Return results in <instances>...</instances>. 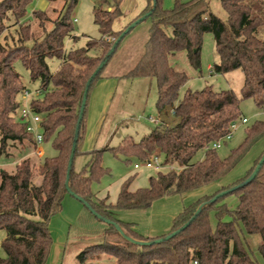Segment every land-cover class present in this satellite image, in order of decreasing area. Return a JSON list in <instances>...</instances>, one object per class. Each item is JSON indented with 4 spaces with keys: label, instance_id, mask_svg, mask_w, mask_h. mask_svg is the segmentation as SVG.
Returning <instances> with one entry per match:
<instances>
[{
    "label": "trees",
    "instance_id": "16d2710c",
    "mask_svg": "<svg viewBox=\"0 0 264 264\" xmlns=\"http://www.w3.org/2000/svg\"><path fill=\"white\" fill-rule=\"evenodd\" d=\"M31 1L0 0V156H10L7 153L10 142L36 146L26 125L16 117L25 90L15 68L16 61L28 71L30 81L40 84L43 96L31 99L30 106L42 117L43 141L51 140L57 154L32 163L25 158L11 171L0 168V231L5 234L0 240L4 252L0 264H46L52 243L49 220L61 211L68 194L64 184L66 167L84 85L121 33L112 29V22L121 15V0H115L111 10L103 7L109 0H96L92 12L99 37L88 38L83 46L65 49L66 38L74 42L79 38L72 35V12L78 0H65L62 12L54 19L43 10L28 12ZM155 2L153 12L147 17L151 24L144 54L120 78L156 80L155 106L160 122L137 141L125 138L119 145L88 151L86 163L79 171H74L72 166L69 177L71 190L97 214L118 223L132 238L143 241L164 235L145 236L135 223L117 219L115 212L146 210L165 196L218 183L254 144L264 139V120H257L246 128L242 142L227 156L220 157L212 147L228 131L230 123L240 118L241 100L252 98L258 108L264 107V0H219L224 19L209 9L208 0H175L170 9L162 8L163 0ZM150 4L151 0H147L140 15ZM34 20L37 29L31 28ZM11 26L17 27V39L12 44L4 35ZM205 33L212 34L217 57L210 70L217 74L236 69L243 72L240 97L231 89L216 91L207 85L200 90H187L178 99V90L188 76L170 63V57L185 51L189 64L198 70ZM53 58L59 62L55 71L49 67ZM106 65L90 84L73 161L82 154L89 93ZM168 111L172 123L162 118ZM106 151L123 157L125 162L133 157L144 161L162 154L161 164L169 165L170 169L157 171L149 176L146 186L134 191L129 190L132 181L129 176L122 182L116 202L106 203L91 188L93 182L109 173L102 163ZM199 151H203L202 157L193 160ZM262 154L242 177L184 206L172 219L168 233L188 221L200 204L244 181ZM36 174L41 178L39 183L33 180ZM230 194L237 198L234 208L223 202ZM211 212L216 218L214 227ZM225 217L229 219L224 220ZM103 227L105 236L117 240L104 238L83 248L76 255L77 264L85 263L93 247L113 256L116 264H194L195 261L197 264H258L244 247L242 230L260 236L258 251L264 260V162L250 183L205 206L183 231L167 240L137 245L124 239L113 225Z\"/></svg>",
    "mask_w": 264,
    "mask_h": 264
},
{
    "label": "rangeland",
    "instance_id": "374dc122",
    "mask_svg": "<svg viewBox=\"0 0 264 264\" xmlns=\"http://www.w3.org/2000/svg\"><path fill=\"white\" fill-rule=\"evenodd\" d=\"M175 0H163L162 8L170 9L173 7ZM65 0H32L28 6V12L33 10H43L49 17L54 19L61 12ZM96 0H78L77 5L73 9L72 19L73 32L79 37V41L83 43L88 38H98L100 33L97 26L93 22V5ZM115 0H109V4L103 5L104 8L111 10L115 4ZM139 0H121L120 8L122 10L121 19L125 20L132 16L136 9ZM209 9L217 16L225 18L219 0H208ZM142 11L136 15L129 23L136 19ZM29 19H31L29 15ZM37 21H31V28L37 29ZM129 23L122 26L116 33L122 31ZM150 19L146 18L133 27L121 40L115 53L110 58L108 64L104 68V73L111 74H124L130 70L142 57L145 50V43L149 37ZM117 25V24H116ZM17 27L11 26L6 32V40L12 44L17 39L15 32ZM72 32V33H73ZM1 41L4 43L3 37ZM70 41V42H69ZM73 40L66 38L64 40L65 47L68 49L72 45ZM217 60L214 50V42L211 33L203 35L202 47L200 50V68L194 69L188 62L186 52L180 51L170 57V63L177 69L183 70L187 76V81L178 90V99L183 96L187 90H200L209 85L214 90H227L231 89L240 97V89L243 83L244 74L240 69L232 70L226 73H215L210 70V66ZM58 65V60L53 58L49 60V67L52 70ZM15 68L21 75L22 82L25 89L28 90L29 95L24 94L20 96V103H28L33 98H41L43 91L40 89L39 82L30 81L28 71L22 66L20 61L15 62ZM124 83L118 89L114 101L117 107V128L112 136L111 144H118L125 136H130L133 140H139L142 136L147 134L152 128L153 124L149 122L148 116H156V80L153 78H123ZM122 91V94L121 92ZM119 94L120 97H117ZM113 105V106H114ZM239 109L241 112L240 118L235 122L238 124L233 131L231 138L226 140L217 153L220 157L228 155L230 150L239 145L244 139L246 128L251 126L257 120H264V107L258 108L252 98H246L240 101ZM167 115H162L167 123H172L173 118L170 111ZM166 116V117H165ZM246 117L247 122L241 123L240 119ZM103 147V146H101ZM264 151V139L258 141L247 154L238 162V164L231 170V172L220 182L214 183L209 186L202 187L201 189L193 190L184 194H173L165 196L164 200L154 202L151 208L146 210H133L128 211L127 218L135 222L137 229L145 236H148L150 227L157 228L158 226L163 229L166 222L171 223V218L178 213L182 206H186L198 197L208 195L220 188L227 185L236 179L242 177L246 170L251 167L253 160L257 159ZM7 153L10 156H0V168L11 171L15 164L19 161L29 158L31 163L42 161L46 157H52L57 154L56 149L52 145V141H43L39 146H30L29 144H18L10 142L7 148ZM203 151L197 152L193 160L202 157ZM35 156V157H34ZM156 156V155H152ZM158 159L162 161V154H158ZM151 157V156H150ZM87 156H76L73 161L74 171H79L87 161ZM123 157H116L111 152H104L102 156L103 166L109 169V173L100 178L98 182H93L92 189L94 191L103 190L106 188L110 193L113 192L120 178L127 175L132 176L131 185L143 187L148 184L149 176L154 175L157 171L167 172L170 169L169 165H162L161 169L149 168L141 166L140 169H134V163H140L141 160L133 157L130 162H125ZM40 176L37 174L33 178L35 183L40 182ZM66 199H71L75 205H81V210L76 208L74 204L65 202ZM228 206L234 208L237 203V198L234 194H230L224 198ZM176 207V210L174 208ZM225 217L224 220H228ZM210 221L212 227L216 225V218L214 213L210 214ZM103 221L96 218L90 211H88L82 203L67 194L62 202L61 211L49 220V231L52 238V243L47 256L46 264H77L76 255L83 248L93 246L94 243L102 239H111L116 241L117 238L109 235L105 236V232L101 229L105 225ZM156 234H168V231H161ZM157 231V230H156ZM164 232V233H163ZM4 231H0V240L4 236ZM243 244L250 255L258 262L264 264V260L258 251L260 236L258 234H247L242 230ZM0 255H4L3 250L0 248ZM84 264H116L113 256L108 253L101 252L92 248L89 250L88 256Z\"/></svg>",
    "mask_w": 264,
    "mask_h": 264
},
{
    "label": "crops",
    "instance_id": "0c3cea01",
    "mask_svg": "<svg viewBox=\"0 0 264 264\" xmlns=\"http://www.w3.org/2000/svg\"><path fill=\"white\" fill-rule=\"evenodd\" d=\"M146 5H147V0H139L138 4L136 5V9L132 13V16L128 17L125 20L121 19L122 10L120 8L121 15L118 16L117 18H115L114 21L112 22V29L114 31H117L122 26H125V24L129 23L136 15H138L141 11H143L145 9ZM72 35L77 36V34L74 32L72 33ZM86 40H84L83 43L80 42L79 39L76 42L72 41L73 43L71 46H69L68 49L83 46L85 44ZM65 49H67V48L65 47ZM58 65H59V62H58ZM58 65L55 68V70L58 68ZM55 70H52V71H55ZM142 78H146V77H142ZM122 80H124V79L120 78V74L103 73L101 78H99L94 83V86L92 87V90L90 91L89 97H88L85 134H84V138H83L81 148H80V150L82 151V154H79V156H87L88 157V155L86 154L88 151H91L93 149H99V148H101V146L104 147L105 145L116 146V145L121 144L125 138H131L130 136H125L122 140H120V142L118 144H116V145L111 144L112 136H113V134L117 128L116 124H118L116 122H117V119H119L117 117L118 115L116 114L117 113V107H116V105H114V101H119L118 98L115 99V96L117 94L118 89L121 88V86L124 84L122 82ZM121 83H122V85H121ZM120 92L122 94V91H120ZM121 94H119L117 97H120ZM149 116H152V115L150 114ZM149 116L147 118H148L149 122H151L149 119ZM153 117H158V119L160 120L158 113L156 114V116H153ZM152 124L154 125V123H152ZM131 139L133 140V138H131ZM133 168H134V164H133ZM126 178H127V175L120 178L119 184L116 185V187L114 188L112 193H110L106 189L107 187L103 188V190H98V192L94 191L92 189V192L95 194V196L97 198L105 199L106 203L114 204L116 202L118 193L120 191V186ZM137 188H140V187H138L137 185H131V183H130L129 190L134 191ZM164 198H166V197L158 199L155 202L156 203L160 202V201L164 200ZM70 200L71 199L65 198V202H68L70 204H74V206H76V208L81 210V207H80L81 205H79V204L75 205L76 203H73V201H70ZM153 204H155V203H153ZM184 206H182L180 208L178 213L183 209ZM174 210H176V207L174 208ZM125 214H129L128 211H126V210L125 211H117V212H115V217L121 221H124V222L135 223L132 220L128 219L127 215H125ZM177 214H175V216ZM173 218H174V216L171 218V223H172ZM171 223L166 222V227L164 224L163 229H161L159 226L157 228L150 227V229H149L150 232H149L148 236L149 237H158V236L164 235V234H156V233H159L160 230H158V229H161V231H165L167 229L166 231L169 232L170 228H171ZM102 230H104V227H102L101 231Z\"/></svg>",
    "mask_w": 264,
    "mask_h": 264
},
{
    "label": "water",
    "instance_id": "95a60500",
    "mask_svg": "<svg viewBox=\"0 0 264 264\" xmlns=\"http://www.w3.org/2000/svg\"><path fill=\"white\" fill-rule=\"evenodd\" d=\"M155 0H151V4L149 9L142 15H140L139 17H137L136 19H134L131 23H129V25H127L119 34V36L117 37V39L115 40L114 44L111 46V48L109 49V51L107 52V54L105 55V57L100 61V63L97 65V67L93 70V72L90 74V76L88 77V79L85 82L84 85V90H83V94H82V98H81V103H80V107H79V114H78V118L76 121V125H75V129H74V134H73V140L71 143V152L68 158V162H67V167H66V177H65V189L67 191V193L72 196L73 198H75L76 200H78L80 203H82L87 209L88 211H90L95 217H97L99 220L103 221L106 224H110L113 225L115 227V229L118 231V233L127 241L133 243V244H137V245H149L152 243H159L163 240H167L173 236H175L178 232L183 231L190 223L191 221L201 212V210L213 203L217 198L222 197L228 193H231L245 185H247L248 183H250L256 176L257 173L261 167V165L264 162V153L262 154L261 158L259 159L257 165L254 167L253 171L250 173V175L241 183L233 185L232 187L225 189L219 193H217L213 198L209 199V201L204 202L202 204L199 205V207L196 209V211L194 212V214L192 215V217L186 221L181 227H179L177 230L172 231L171 233H168L162 237H158L152 240H137L132 238L131 236H129L128 234L125 233V231L122 229V227L106 218L103 216H100L99 214H97L95 212V210L89 205L88 202H86L83 198H81L79 195H77L74 191L71 190L70 185H69V177H70V172L73 166V158H74V151L76 148V144H77V140H78V134H79V128H80V123L82 120V116H83V112L85 109V105H86V100H87V93L90 87V84L92 82V80L94 79V77L96 76V74L106 65L108 59L113 55V53L115 52L116 47L118 46V44L121 42V40L124 38V36L133 28L135 27L139 22L143 21L144 19H146L154 10L155 8Z\"/></svg>",
    "mask_w": 264,
    "mask_h": 264
},
{
    "label": "built area",
    "instance_id": "2783aa9c",
    "mask_svg": "<svg viewBox=\"0 0 264 264\" xmlns=\"http://www.w3.org/2000/svg\"><path fill=\"white\" fill-rule=\"evenodd\" d=\"M29 95L28 90H24L22 95ZM31 101V100H30ZM30 101L28 103L21 104L18 112H17V119L18 121L24 123L26 125V131L29 132L32 137L34 138V140L36 141V146H39V144H41L43 142V132H42V128L40 126V123L42 121V117L39 113L34 112L31 109L30 106ZM149 119L152 123L154 124H158L160 122V120L158 119V117H153V116H149ZM241 123H246L247 122V118L243 117L240 119ZM237 123L235 121H232L229 125L228 131L219 139L216 140L212 143V147L215 149H218L222 146V142L223 140H228L229 138H231L233 131L236 129L237 127ZM141 166H146L149 168H155V169H161L162 168V164L160 162V160L158 159V156H151L148 159L140 162V163H134V169H140ZM194 264H197L196 261L194 262Z\"/></svg>",
    "mask_w": 264,
    "mask_h": 264
}]
</instances>
